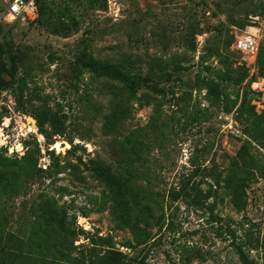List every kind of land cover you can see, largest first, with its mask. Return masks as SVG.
Returning <instances> with one entry per match:
<instances>
[{
  "label": "rangeland",
  "instance_id": "374dc122",
  "mask_svg": "<svg viewBox=\"0 0 264 264\" xmlns=\"http://www.w3.org/2000/svg\"><path fill=\"white\" fill-rule=\"evenodd\" d=\"M11 1L0 264L48 198L77 249L61 264H243L236 245L264 264V41L254 75L234 51L264 0H36L32 25L9 24ZM108 173L136 192V232Z\"/></svg>",
  "mask_w": 264,
  "mask_h": 264
},
{
  "label": "trees",
  "instance_id": "16d2710c",
  "mask_svg": "<svg viewBox=\"0 0 264 264\" xmlns=\"http://www.w3.org/2000/svg\"><path fill=\"white\" fill-rule=\"evenodd\" d=\"M40 14V11H39ZM264 14V6H263ZM261 14V15H263ZM40 19V18H39ZM249 27V25L247 26ZM262 75L264 76V69H262ZM39 123V119H36ZM110 173V172H109ZM105 179V183L112 188H118V191H115V197L122 201L121 208L123 209L124 215L126 216V224L134 232L138 229L136 226V221L141 214L136 213L135 206V195L136 192L134 189H128L125 192H122L120 189L122 186L130 185L128 178L119 175V174H109ZM5 173L0 169V176H4ZM1 186V184H0ZM15 189L9 191L5 189L4 192L10 194L14 192ZM121 205V204H120ZM58 209L54 204L52 198L44 199L36 208L35 222L33 225V232L29 240L24 242L22 246V254L20 264H61L66 258L71 257L74 252L77 250L74 247V240H72L68 234L67 229L62 227L59 222V215L57 214ZM2 225V216L0 214V231ZM2 238L0 236V262L2 260ZM43 249L45 251V258H37L34 253L38 249ZM236 251L240 257V260L243 264H251L249 258L243 252L241 247L235 246ZM94 256L97 254V251H92L89 253ZM98 263L92 264H109L105 257L98 259Z\"/></svg>",
  "mask_w": 264,
  "mask_h": 264
},
{
  "label": "built area",
  "instance_id": "2783aa9c",
  "mask_svg": "<svg viewBox=\"0 0 264 264\" xmlns=\"http://www.w3.org/2000/svg\"><path fill=\"white\" fill-rule=\"evenodd\" d=\"M39 8L36 0H12L9 3L6 20L9 24L21 22L28 25L35 24L39 20ZM249 27L246 31L237 35L234 51L244 57L245 64L253 68L252 74H256V64L261 44L264 41V14L251 18ZM264 81H262V87ZM254 86H258L254 84ZM263 91V89H261ZM9 138V137H8ZM8 138L0 134V151L9 150L11 154L19 149L10 145ZM46 169V168H45Z\"/></svg>",
  "mask_w": 264,
  "mask_h": 264
},
{
  "label": "water",
  "instance_id": "95a60500",
  "mask_svg": "<svg viewBox=\"0 0 264 264\" xmlns=\"http://www.w3.org/2000/svg\"><path fill=\"white\" fill-rule=\"evenodd\" d=\"M29 123L31 125H36V121L34 119H32V118L29 119Z\"/></svg>",
  "mask_w": 264,
  "mask_h": 264
},
{
  "label": "bare ground",
  "instance_id": "6f19581e",
  "mask_svg": "<svg viewBox=\"0 0 264 264\" xmlns=\"http://www.w3.org/2000/svg\"><path fill=\"white\" fill-rule=\"evenodd\" d=\"M59 148V147H58Z\"/></svg>",
  "mask_w": 264,
  "mask_h": 264
}]
</instances>
